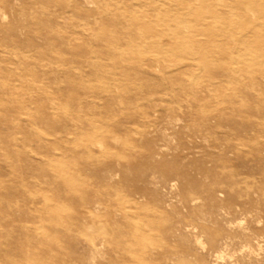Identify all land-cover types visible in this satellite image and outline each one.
Returning <instances> with one entry per match:
<instances>
[{
	"label": "rangeland",
	"instance_id": "1",
	"mask_svg": "<svg viewBox=\"0 0 264 264\" xmlns=\"http://www.w3.org/2000/svg\"><path fill=\"white\" fill-rule=\"evenodd\" d=\"M90 1L6 0L0 264H264V8Z\"/></svg>",
	"mask_w": 264,
	"mask_h": 264
},
{
	"label": "bare ground",
	"instance_id": "2",
	"mask_svg": "<svg viewBox=\"0 0 264 264\" xmlns=\"http://www.w3.org/2000/svg\"><path fill=\"white\" fill-rule=\"evenodd\" d=\"M88 3H91V1L90 0H86ZM200 1V0H199ZM249 1H251L252 3L254 2L253 0H240L239 1V5H237V9H236V11H237V13L239 14V16L241 15V16H243L244 17V20L240 23V25H239V28H242V29H244V28H253L255 25L251 22V18L250 17H252V16H256V13H257V10L259 9V8H264V5H262V4H258L259 6H257V7H255V8H253L252 7V4L249 2ZM258 1H260V0H258ZM34 6H32V7H30V10H32L33 11V13H36V14H39L38 16H43L44 14V12L43 11H45V9L46 8H50L51 7V5H52V7H61V6H59V5H65V4H68V5H71V0H54V2L51 4V5H48L46 2H45V0H34ZM73 2V1H72ZM73 4V3H72ZM205 7V8H204ZM204 7H202V8H199V9H195V10H197V11H200V10H202L203 8L204 9H208V7H210L209 5H208V7L207 6H204ZM14 10V7L13 6H10V5H8V3L6 2V0H0V27L1 28H4L5 26H8L7 25V15H8V13L9 12H11V11H13ZM114 17V16H113ZM40 18V17H39ZM112 18V17H111ZM30 21H33V19L32 18H30L29 19ZM39 22H40V24L42 25L43 24V20L40 18L39 20H38ZM38 36V35H37ZM39 37V36H38ZM264 37V32H262V33H260V32H256V33H253L252 35H250L249 34V36L246 38V45H248L249 47H251V48H253L252 50H256V49H259V48H261L262 46H263V44H264V40L262 39ZM1 39V38H0ZM47 42H50V41H47ZM52 43H50V45H51ZM53 48V47H52ZM174 48V47H173ZM174 49H177V47L176 48H174ZM43 53V55H46L47 53H45V52H42ZM220 59V58H219ZM224 60H225V57H224ZM224 60H222V61H224ZM222 61H220V62H222ZM135 66H137L138 67V69H137V71L139 72V70L141 69L139 66H138V64H136ZM210 66V68H208L209 70H207V72L209 71V74H208V76H210L211 74H213V73H217L218 72V70L220 69V68H222L223 67V65H217V66H211V65H209ZM140 68V69H139ZM246 75H249V76H252L253 75V77L254 76H257V75H264V71L263 72H258L257 74L256 73H253V74H249V73H246ZM21 107V105H15V107ZM90 142V140L88 141V143ZM98 143V142H97ZM119 143V142H118ZM85 145H87V143H85ZM99 147H100V149H102L101 148V145H98ZM8 153H9V151H8ZM9 156V154H7L6 155V157H8ZM66 184H68V185H70V184H74L73 182H71V181H66ZM223 192H217V198L218 199H220L219 198V194H222ZM214 196V195H213ZM216 198V199H217ZM198 201H199V199H197ZM229 200V198L227 199V201ZM61 207V206H60ZM59 207V208H60ZM57 209V208H56ZM65 209V208H64ZM66 210V209H65ZM61 211V210H60ZM59 211V212H60ZM84 211V210H83ZM64 212V211H63ZM69 212V211H68ZM51 213V212H50ZM93 213V212H92ZM95 216V215H94ZM93 219V218H92ZM77 221V220H76ZM232 224H234V222H232V221H229V224H228V226H229V228H230V226L232 225ZM258 224L260 225L261 224V221L260 220H258ZM180 225V224H179ZM178 225V226H179ZM91 227V226H90ZM89 227V228H90ZM145 227V226H144ZM240 229H242L243 230V232H245V230H249V231H251L252 229H250V227L248 226V227H239ZM143 229V228H142ZM144 230V229H143ZM142 230V231H143ZM148 231V230H147ZM149 232V231H148ZM147 232H145L144 234H146ZM151 234V233H150ZM148 235V234H147ZM156 236V235H155ZM197 239H198V244L199 245H201V247H203V249L204 248H206V243L203 241V239L202 238H200L199 236L197 237ZM140 247V246H139ZM156 247V246H155ZM262 249H263V245L262 244H260L259 243V250L260 251H262ZM215 253L218 255V257L219 258H221V259H224V255H225V253L222 251V250H215ZM261 255V253L260 254H258V256H260ZM136 257H137V255H136ZM233 256L231 255L230 256V258H232ZM138 258V257H137ZM149 260V259H148ZM150 261H151V259H150ZM32 264H40L38 261H35V262H32Z\"/></svg>",
	"mask_w": 264,
	"mask_h": 264
}]
</instances>
